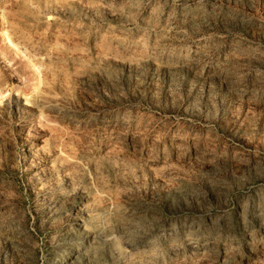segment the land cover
<instances>
[{
	"label": "rangeland",
	"instance_id": "1",
	"mask_svg": "<svg viewBox=\"0 0 264 264\" xmlns=\"http://www.w3.org/2000/svg\"><path fill=\"white\" fill-rule=\"evenodd\" d=\"M1 30L0 264H264V0H0Z\"/></svg>",
	"mask_w": 264,
	"mask_h": 264
},
{
	"label": "bare ground",
	"instance_id": "2",
	"mask_svg": "<svg viewBox=\"0 0 264 264\" xmlns=\"http://www.w3.org/2000/svg\"><path fill=\"white\" fill-rule=\"evenodd\" d=\"M0 41H1L4 45H8V46H10V47H15V46H13V44H12V42H11V40H10L8 34H7L5 31H3V30L0 31ZM10 47H9V48H10ZM12 49H13V48H12Z\"/></svg>",
	"mask_w": 264,
	"mask_h": 264
}]
</instances>
